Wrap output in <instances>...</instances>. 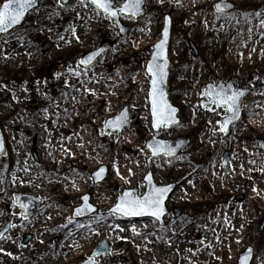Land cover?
Here are the masks:
<instances>
[{
	"label": "rangeland",
	"instance_id": "obj_1",
	"mask_svg": "<svg viewBox=\"0 0 264 264\" xmlns=\"http://www.w3.org/2000/svg\"><path fill=\"white\" fill-rule=\"evenodd\" d=\"M6 1L0 0V5ZM124 1L117 0L119 5ZM219 1H230L237 9L218 12L215 5ZM146 2L144 18L123 17L131 30L124 38L89 0H71L66 7L60 0H45L22 28L1 39L0 127L8 154L0 158V230L11 224V231L0 241V253L6 247L22 254L25 264H66L64 259L72 254L69 247L80 245L87 250L73 264H82L107 241L108 256L96 258L95 264H137L135 260L143 257L137 246L140 250L146 247L148 264H188V259L194 264H238L239 256L252 247L254 261L264 264V199L251 203L256 191L264 190V0ZM202 13L211 20L203 22ZM167 15L173 23L169 95L180 110L181 123L155 132L147 62ZM104 42L110 52L90 69L84 68L82 57ZM190 42L197 46L199 57ZM218 79L253 90L243 101V121L228 135L220 132L221 119L228 111L204 109L201 104L204 87L216 85ZM126 105L131 128L121 137L106 133V121ZM85 130L96 154H106L105 161L90 167L83 166L85 156L74 159L69 156L70 148L66 150V144L83 143ZM181 136L191 140L189 148L176 158L164 156L153 162L158 185H178L176 197L168 203L171 214L165 225L160 227L152 219L127 221L110 213L125 190L138 188L144 194L150 156L147 141ZM83 148L79 147V154ZM226 154L227 169L223 166ZM129 164L133 167L128 172ZM101 167L108 169V177L95 185L92 175ZM60 175L81 179L76 183H83L81 190L66 195L58 185ZM15 194L52 200L65 222L52 228L32 224L16 206ZM86 195L97 212L85 220H74V209ZM222 208L232 210L233 216L218 217L214 212ZM175 209L181 210L178 216ZM249 209L248 230L232 235L231 229L239 225L237 216ZM145 227L150 231L140 235ZM170 231L175 235L167 242ZM28 235L31 241L24 245ZM189 241L200 248L189 253ZM214 243L225 249L221 259L211 263L208 258ZM116 251H124L125 259L117 257Z\"/></svg>",
	"mask_w": 264,
	"mask_h": 264
},
{
	"label": "snow or ice",
	"instance_id": "obj_2",
	"mask_svg": "<svg viewBox=\"0 0 264 264\" xmlns=\"http://www.w3.org/2000/svg\"><path fill=\"white\" fill-rule=\"evenodd\" d=\"M37 0H7L0 7V33L8 31L10 28L19 25L25 14L36 6ZM99 9H102L105 13L112 17L119 19L120 15L128 14L129 18H136L143 11V4L145 0H126L122 6L114 7V0H91ZM163 2V0H161ZM229 5L222 3L216 5L218 12H224ZM256 15H261L256 13ZM264 24V20L261 21ZM123 31V29H121ZM168 30L165 29L163 33V40L156 46L153 58L148 65L147 71L151 75V103H152V114L155 117L154 127L159 130L161 126L170 127L172 124H178L179 121L176 119L177 109L172 107L166 100L163 84L167 76L168 59L166 55V45L168 42ZM78 38V37H77ZM104 49H100L97 52L92 53L87 59L81 60V64H91L93 60L99 57ZM246 94V90H239L231 85L228 87L221 86L219 88L213 87L207 90L203 95L209 97V102L204 105L205 108L215 111L217 108L226 109L231 115L225 118L221 124L220 131L226 135L229 132V126L233 121L239 119L241 107V97ZM214 106V107H213ZM129 117L127 110H124L121 115L113 120L106 121L108 128L122 129L124 125L128 123ZM103 134V133H102ZM147 147L152 149L153 155H164L172 156L175 154V149L166 145L163 142L156 141L150 143ZM3 150V145L0 143V151ZM106 169L101 168L95 173L97 180L103 179V174ZM264 171V170H262ZM148 181L147 193L141 195L132 191L123 193L119 197V203L114 209L113 213L123 214L124 216H143L151 215L157 220H161L165 214V202L169 199V194L173 191L171 185H160L158 186L151 175L146 177ZM83 207L75 211V215L80 216L86 212H95L96 209L88 203L89 197H83ZM25 209L28 205L23 206ZM71 220V218H69ZM116 227H120L117 225ZM135 232V228H133ZM107 251V245H102L101 248L97 249L96 255H101ZM252 255V250L249 249L247 254L242 259V264H247V261ZM88 264H95L94 259L90 258Z\"/></svg>",
	"mask_w": 264,
	"mask_h": 264
},
{
	"label": "water",
	"instance_id": "obj_3",
	"mask_svg": "<svg viewBox=\"0 0 264 264\" xmlns=\"http://www.w3.org/2000/svg\"><path fill=\"white\" fill-rule=\"evenodd\" d=\"M43 1H44V0H37V2H36V6H35L34 8H32L31 10H29V11L25 14V17H24L23 21H22L19 25H16V26L10 28L8 31H6V32H4V33H0V39H1L3 36H6V35L10 34V33H11L12 31H14L15 29L22 27V26L24 25V23H25L27 17H28L33 11L39 9L40 6H41V3H42ZM89 1L91 2V0H89ZM174 1H175V2H181L182 0H174ZM6 2H7V1H6ZM60 2H61V4H62L63 6H68V5L70 4L71 0H60ZM125 2H126V1H125ZM125 2H124V3H125ZM3 3H5V2H3ZM3 3L1 4L0 7H2ZM91 3H92V2H91ZM124 3H123V4H124ZM222 3H227V4L229 5V7H228L227 9H225L224 13H229V12H232V11H234V10L236 9V6H235L234 4H232V3H230V2H218L216 5H218V4H222ZM92 4H93V3H92ZM123 4H122V5H123ZM93 5H94V4H93ZM122 5H121V6H122ZM94 6H95L97 9H99L96 5H94ZM115 6H118L116 0H114V7H115ZM145 6H146V0H145V3H144L143 6H142V7H143V11H142V13H141L139 16H137L136 18H132V19H134V20H139V19L143 18V17L145 16V13H146ZM215 7H216V6H215ZM216 9H217V8H216ZM99 10H100L103 14L108 15V16L110 17V19H111V21H112V24L118 29L119 34H120L121 37H127V36L130 34V28H129L128 26H125V25L123 24V22H122V18H123V17H128V18H129L128 14L120 15V16H119V19L117 20L116 18L112 17L111 15L105 13L102 9H99ZM121 29H123V31H121ZM165 29H167V30H168V33H169V36H168V42H167V45H166V55H167V59H168V68H167V70H166V71H167V76H166V79H165V83L163 84V88H164V92H165V94H166L165 98H166L167 102H168L172 107H174L173 104L170 102V98H169V94H168V86H169V78H170V66H171L170 61H169V47H170L171 32H172V20H171V18H170L169 15H167V16L165 17V24H164V29H163V31H162V37H161V40H160V41L154 46V52H155V50H156V46H157V45L163 40V33H164ZM191 46L195 49V45H194L192 42H191ZM100 49H104V51L102 52V54H101L99 57H97L95 60H93V62H92L91 64H87V65H86V64H83V66H84L85 68H90V67H92L93 65H95V64H96V63H97V62L103 57V55H105L106 53H108V52L110 51V48H109V47H105L104 45H102V46L99 47L97 50L92 51V52L86 54V55L83 57L82 60L87 59L88 56H90V55H91L92 53H94V52L99 51ZM154 52H153V54H152L151 59H150L149 62H148V65L150 64V62H151V60H152V58H153ZM196 54H197V51H196ZM147 68H148V66H147ZM147 73H148V71H147ZM148 75H149L150 78H151V75H150L149 73H148ZM219 82L222 83V84H220L219 87H221V86L228 87L229 85H231L232 87L235 88V86H234V84H233L232 81H230V82H229L228 84H226V85H224L223 82H221V81H219ZM151 87H152V85H151V81H150V88H151ZM213 87H215V86L209 84V85H207L205 91L210 90V89L213 88ZM219 87H216V88H219ZM239 90H246V94H245L243 97H241V102H240V107H241V103H242L243 99H244L246 96L250 95V94L252 93V91H251V90H248V89H239ZM150 93H151V89H150ZM149 97H150L151 113H152V103H151V95H150V94H149ZM207 103H208V102L203 103V107H204V105L207 104ZM174 108H176V107H174ZM176 109H177V112H176L175 116H176V119L179 121V123H178V124H172L170 127H166L167 129H170V128H172V127H176V126H178V125L180 124V122H181L180 118L178 117L180 111H179L178 108H176ZM124 110H127V112H128V117H129L128 123H127L126 125H124L122 129H119V128H117V129L108 128L107 125H106V126H105V131H106L107 133H115V132H117V133H118V137H121V136L123 135V133L125 132L126 129L131 128V115H130V111H129V106H128V105L125 106ZM124 110H123V111H124ZM123 111H122V112H123ZM122 112H121V113H122ZM121 113H120V115H121ZM243 113H244V109L241 108L240 117H239V119L233 121V123L229 126V132H230V130H231V128H232L233 125L238 124V123L241 122V120L243 119ZM120 115H118V116H116V117H114V118H112V119H110V120H113V119L119 117ZM230 115H231V113H229V115H228L227 117H229ZM152 117H153V127H154V124H155V117L153 116V114H152ZM227 117H226V118H227ZM224 120H225V118L222 119V122H224ZM163 127H164V126L162 125L161 128H163ZM161 128H160V129H161ZM160 129H159V130H160ZM154 130H155V131H159V130H157L155 127H154ZM229 132H228V133H229ZM156 141L163 142V143H165L166 145L170 146L171 148H174L176 151H175V154L172 155V156L164 155L163 153H161L160 155H155V156H154L153 153H152V149L149 148V147H147V149L150 151V157L147 159V171H148V172H147V175H146L145 178H144V182L146 183V189H145V193H144V194H146V193H147V190H148V181H147L146 177H147L148 175H151V176L153 177V181L155 182L154 175H153V170H152L153 160H154L155 158H160V157H163V156H168L169 158H175V157H178L179 154H180L181 152H183L185 149H187V148L189 147L190 143H191V141H190L187 137H179V138L174 139V140H160V139H157L156 137H153V138H151V139L148 140L147 145L150 144V143H155ZM0 143H2V145H3V150L0 151V157H3V156H6V155L8 154V147H7V140H6L5 136H4V133H3V130H2L1 127H0ZM261 145H262V147H263V149H264V143H263V142H262ZM227 164H228V158H227V156H226L225 161H224V166H225V168L227 167ZM102 168L106 169L105 173L103 174V179L97 180V179L95 178V173H96L98 170L95 171V172L93 173V180H94L95 185H98V184L103 183V182L106 180L107 176H108V169H107L106 167H102ZM100 169H101V168H100ZM155 183H156V182H155ZM169 185L172 186L173 191L169 194V199L165 202V214L163 215V217H162L161 220H157L156 218H154V217L151 216V215H143V216H124L123 214H116V213H113V212H112V209H114V208L116 207V205L119 203V198H118V200H117V204L111 209L110 212L113 213V214H116V215H118V216H121V217L125 218L127 221H141V220H146V219H154V220H156V221L159 223L160 226H163V225L165 224V218L170 214V211H169V209H168V207H167V204H168L170 198L174 195V193H175V191H176V189H177V185H176V184H169ZM128 191H132V192H135V193H139V190H138V189H128V190H125L124 193H125V192H128ZM87 196H88V195H87ZM84 197H85V196H84ZM88 197H89V201H88V203H90V202H91V198H90V196H88ZM119 197H120V196H119ZM82 201H83V198H82ZM15 202H16V205H17V206H20V207L22 208V210L24 211V217H25V218H29V217H33L35 214H37L38 209H39V207H40V205H41V203H42V200H41V198L36 197V196H34V195H30V194H17V195H15ZM83 204H84V201H83ZM83 204H82V206L77 207V208L75 209V211H76L77 209L83 207ZM90 204H91V203H90ZM24 205H28V208L25 209V208L23 207ZM91 205H92V204H91ZM92 206H93V205H92ZM93 207L96 209L95 212H86L85 214L80 215V216L75 215V212H74V214H73V218H74L75 220H84V219H86V218L92 216L93 214H95V213L97 212V208H96L95 206H93ZM176 211L179 212V210H176ZM9 232H10V225H7L4 229H2V230L0 231V241H2V240L5 238V236H6ZM31 238H32L31 236H25V237H24V241H23V243H24L25 245L28 244V243L30 242ZM102 245H107V251L104 252V253L101 254V255H96L97 249H98V248H101ZM98 248L96 249L95 253H94L93 256H92V258L94 259V261H95V259H96L97 257H100V256H108V254H109V244L107 243V241H103V242H101L100 245L98 246ZM249 249L252 250V255H251V257L249 258V260L247 261V264H253L255 252H254V249H253L252 247L247 248L246 251L240 255V257H239V261H238V264H242V259H243V257L247 254V252H248ZM88 261H89V260H86L83 264H88Z\"/></svg>",
	"mask_w": 264,
	"mask_h": 264
},
{
	"label": "bare ground",
	"instance_id": "obj_4",
	"mask_svg": "<svg viewBox=\"0 0 264 264\" xmlns=\"http://www.w3.org/2000/svg\"><path fill=\"white\" fill-rule=\"evenodd\" d=\"M200 6L202 7L203 5H200ZM202 8H204V7H202ZM201 20L203 22L207 23L208 21L211 20V18L207 15V13H202V19ZM197 24L198 23H195V22L193 23L194 26ZM173 52L176 53V49H174ZM84 134H85L83 137L84 140H83V143L81 145H76L77 144L76 141L74 144H72V143L70 145L66 144V146H67L66 150L68 148H70V151H71L69 153V156L74 157V159H76L75 156H80V158H83V156H85V159L83 161V166H85V167H90V166H92V164H94L95 162H97L99 160L105 161L106 154L103 153L102 156L97 155L96 152L91 147L93 142L91 140L90 134L88 133L87 130L84 131ZM80 146L81 147L84 146V148L82 149V154H79V147ZM106 161H107V159H106ZM132 167L133 166L130 165L129 168L127 169V171L128 172L131 171ZM120 173L123 174L124 172L121 171ZM119 178H120V176H119ZM78 181H82V180L77 179L75 181H72L69 188L66 185H60V184H59V187L62 190V192L64 191L65 193L69 189L71 191V193H68V194L66 193V195L71 197L72 195H74V192H78L81 190L80 188L82 187L83 183L76 184ZM222 188L223 187H221V190H223ZM255 190H257V188H254V192H255ZM260 192H261V194L258 193V191H256V194H255L256 199L255 198L251 199L252 204L256 203V200L260 201V200L264 199V190H261ZM175 197H176V195H174L172 199H174ZM189 198L191 199L192 197L190 196ZM189 198H188V200H189ZM52 202H53L52 200H50V202L45 201V200L42 202L39 213H37L34 217L31 218L32 224H34L40 228H52V227H54V224H56V223L63 224L65 222L64 221L65 215L63 214L62 210H60L58 208H54L52 206ZM262 204L264 206V202ZM251 207L253 208L252 205H251ZM250 211H251V209L246 211L244 214L237 216V222L239 223V225L237 224V226H235V227H233V229H231V231L233 233L232 235H234V236H237L238 234L241 235L244 233L245 229L248 230V225H249L248 219L250 217ZM214 213L218 214L217 216L220 218L233 216L231 214L232 210H229L227 208H222V209L216 210V212H214ZM243 224L245 225V227L243 226ZM216 228H217V226L215 227V230H216ZM142 231H146V232H142L140 235H145L147 232L150 231V228L145 227L144 229H142ZM174 235H175L174 231L168 232L166 241L168 242L171 239V237H173ZM71 237H73L72 234L70 235V238ZM189 242L190 243H187V247L190 249L189 253H190V251L192 252V250L195 248L199 249L201 246L200 244H198L197 246L194 245L195 241H189ZM150 243L153 244L152 242H150ZM227 243H230V240H227ZM233 244H235V241H233ZM147 245H149V247H152V246H150V244H147ZM184 245H185L184 242H182L181 247L179 248L180 251L183 250ZM137 248L139 250L138 252L141 253V255L143 257L136 259L135 260L136 263L137 264H148L147 257H148L149 252L146 250V247H142L141 250L138 246H137ZM69 249H70V254L71 253L72 254L69 255L68 258L64 259L66 261L65 262L66 264H73L79 258V256H82L83 253H85V251L87 250L86 248H84L80 245L71 246V247H69ZM224 249H225L224 245H222L220 248H218V247H216V243H214V245L211 247V250L213 251V253L211 254V252H210V256H209L208 260L211 261V263L219 261V259H221V256H222V250H224ZM124 254H125L124 251H116V256L121 258V259H125ZM165 257H166V255H165ZM5 260H8V261L14 262V263L15 262H23V264H25V262L23 261L24 256L22 254L12 253L11 251L7 250L6 247L2 248V253H0V263L5 261ZM62 261L63 260H60V262H62ZM258 263H259V260L254 261L253 264H258ZM188 264H194V263L188 259Z\"/></svg>",
	"mask_w": 264,
	"mask_h": 264
},
{
	"label": "flooded vegetation",
	"instance_id": "obj_5",
	"mask_svg": "<svg viewBox=\"0 0 264 264\" xmlns=\"http://www.w3.org/2000/svg\"><path fill=\"white\" fill-rule=\"evenodd\" d=\"M189 47H190V49L193 50V48L191 47L190 43H189ZM196 48H197V46H196ZM193 51H194V50H193ZM197 51H198V56H197V57H199V56H200V52H199L198 49H197ZM219 80H220V79L217 80L216 87H219L220 84H222V83L219 82ZM230 81H232V80H230ZM222 82H223L224 85H225V83H227V82H224V81H222ZM233 84H234V82H233ZM234 85H235V84H234ZM235 87H236V89H245V88H247V87H241V86H236V85H235ZM204 92H205V87H204V89H203V93H204ZM203 96H204L205 98L201 100V104H203L204 102H207V101L209 100V97H207V96H205V95H203ZM243 108H244V107H243ZM204 109H206V108H204ZM222 109H224V108H222ZM218 110H221V109L218 108ZM245 111H246V109L244 108V116H245ZM230 132H231V131H230Z\"/></svg>",
	"mask_w": 264,
	"mask_h": 264
}]
</instances>
